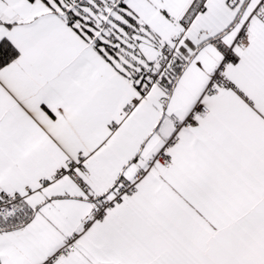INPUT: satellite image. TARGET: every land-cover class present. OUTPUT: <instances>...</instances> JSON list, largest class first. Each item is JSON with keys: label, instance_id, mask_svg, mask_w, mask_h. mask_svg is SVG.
<instances>
[{"label": "snow or ice", "instance_id": "snow-or-ice-1", "mask_svg": "<svg viewBox=\"0 0 264 264\" xmlns=\"http://www.w3.org/2000/svg\"><path fill=\"white\" fill-rule=\"evenodd\" d=\"M0 264H264V0H0Z\"/></svg>", "mask_w": 264, "mask_h": 264}]
</instances>
